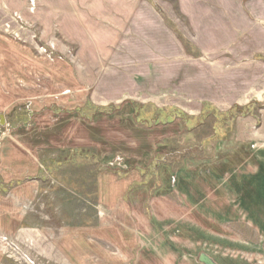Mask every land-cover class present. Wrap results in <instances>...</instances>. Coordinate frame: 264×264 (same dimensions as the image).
<instances>
[{
	"label": "rangeland",
	"instance_id": "obj_1",
	"mask_svg": "<svg viewBox=\"0 0 264 264\" xmlns=\"http://www.w3.org/2000/svg\"><path fill=\"white\" fill-rule=\"evenodd\" d=\"M0 121V264H264V0H0Z\"/></svg>",
	"mask_w": 264,
	"mask_h": 264
},
{
	"label": "water",
	"instance_id": "obj_2",
	"mask_svg": "<svg viewBox=\"0 0 264 264\" xmlns=\"http://www.w3.org/2000/svg\"><path fill=\"white\" fill-rule=\"evenodd\" d=\"M198 262L200 264H216L212 258L207 256L206 254H201L198 258Z\"/></svg>",
	"mask_w": 264,
	"mask_h": 264
},
{
	"label": "crops",
	"instance_id": "obj_3",
	"mask_svg": "<svg viewBox=\"0 0 264 264\" xmlns=\"http://www.w3.org/2000/svg\"><path fill=\"white\" fill-rule=\"evenodd\" d=\"M1 120H2V118H1ZM0 123H1V121H0Z\"/></svg>",
	"mask_w": 264,
	"mask_h": 264
}]
</instances>
